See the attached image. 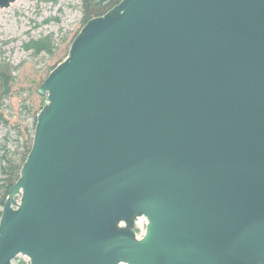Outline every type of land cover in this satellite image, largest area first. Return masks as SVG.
<instances>
[{"label":"water","instance_id":"water-1","mask_svg":"<svg viewBox=\"0 0 264 264\" xmlns=\"http://www.w3.org/2000/svg\"><path fill=\"white\" fill-rule=\"evenodd\" d=\"M38 93L0 264H264V0H121Z\"/></svg>","mask_w":264,"mask_h":264},{"label":"rangeland","instance_id":"rangeland-1","mask_svg":"<svg viewBox=\"0 0 264 264\" xmlns=\"http://www.w3.org/2000/svg\"><path fill=\"white\" fill-rule=\"evenodd\" d=\"M82 27L79 0H17L8 8L0 9V41L5 42L2 51L14 66V84L9 98L4 103V117L8 125L0 123V154L3 145L10 151L14 149L15 130L13 125L21 121L31 123L22 105H33L36 109L40 99L35 94L41 78L49 67H53L65 56V45ZM52 34L56 39V50L52 57L34 56L23 48L29 39ZM41 96V95H40ZM43 97V96H41ZM146 220H138L135 232L141 237L145 232ZM28 263L23 256L12 262Z\"/></svg>","mask_w":264,"mask_h":264},{"label":"trees","instance_id":"trees-1","mask_svg":"<svg viewBox=\"0 0 264 264\" xmlns=\"http://www.w3.org/2000/svg\"><path fill=\"white\" fill-rule=\"evenodd\" d=\"M121 0H79L80 11L82 15V27L90 19L99 17L108 12L111 8L117 5ZM81 27V28H82ZM80 31V30H79ZM78 31V32H79ZM75 33L68 41L64 39L61 43L65 45V56L63 59L59 60L53 67H49L45 71V75L41 78L40 84L47 77V75L52 71V69L62 62L67 54L68 49L72 40L78 34ZM5 42L0 41V123L3 125H8L7 120L4 117V103L9 98L12 92V86L14 84V66L6 59L4 52L2 51V46ZM56 39L52 34L40 36L38 38L29 39L23 44L25 51L32 53L34 56L46 55L52 57L56 50ZM39 84V85H40ZM39 87V86H38ZM35 94L40 99V105L34 109L33 105L23 104L22 108L30 114L31 112V123L24 125L21 121L13 125L15 130V143L14 149L10 151L5 145L1 148L0 154V216L1 208L4 201L8 195L9 190L13 184L17 181L19 177V172L28 155L34 132V127L36 123V115L42 108L45 102V98L41 97L38 93V88L35 89ZM17 264H28L24 262H18Z\"/></svg>","mask_w":264,"mask_h":264}]
</instances>
